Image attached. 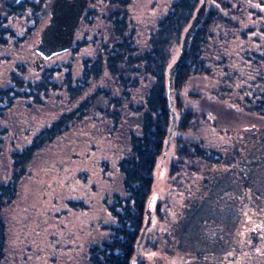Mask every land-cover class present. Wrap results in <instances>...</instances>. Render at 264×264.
Segmentation results:
<instances>
[{
	"label": "trees",
	"instance_id": "obj_1",
	"mask_svg": "<svg viewBox=\"0 0 264 264\" xmlns=\"http://www.w3.org/2000/svg\"><path fill=\"white\" fill-rule=\"evenodd\" d=\"M52 1L0 0V51L25 47L35 53L31 39L37 40ZM136 1L89 0L76 36L84 26L93 27L95 35L89 41L75 39L68 53L77 57L93 50L81 60L78 75L72 63L66 65L61 87L59 70H44L35 79L20 64L19 75L11 74L10 84L0 88V156L10 161L8 172L0 174V264L6 257L7 212L21 183L40 163V154L86 118L93 129L105 131L103 139L119 138L127 145L116 164L123 196L113 193L108 203L114 223L102 228L105 238L87 248L83 264H131L158 177L161 184H172L184 205L157 239L155 252L166 259L179 256L182 264H264L263 251L246 249V236L235 233L243 218L240 205L255 198L264 202V0H207L203 22L173 80L176 124L168 150V69L203 0H168L147 24L131 17ZM59 89L77 102L76 108L17 146L19 135L28 133L13 108H44L42 99ZM232 191L238 199L225 200ZM233 204L234 211L228 208ZM77 205L68 202L70 210L80 211ZM216 221L235 227L215 228ZM258 229L253 243L264 238V228ZM75 241L70 239L69 248L78 245Z\"/></svg>",
	"mask_w": 264,
	"mask_h": 264
},
{
	"label": "rangeland",
	"instance_id": "obj_2",
	"mask_svg": "<svg viewBox=\"0 0 264 264\" xmlns=\"http://www.w3.org/2000/svg\"><path fill=\"white\" fill-rule=\"evenodd\" d=\"M166 1L168 0H137L130 9L131 17L136 22L147 24L153 18L159 17ZM155 4L157 5L155 6ZM100 13H102V9H98V14ZM97 20L100 22L99 19ZM48 21L49 16L41 30L48 24ZM94 35L95 29L93 27L84 26L81 33L75 35V39L81 41L82 38H86L89 41ZM38 39L39 36L37 40L31 39L34 41L33 47L37 45ZM24 48L22 47L20 51L13 48L0 51V88L10 84L8 78L11 74L19 75L20 64L35 79L39 78L44 70L53 73L59 70L55 73L56 83L61 87V77L65 74L66 65L72 63L75 69L74 75H78L81 60L89 56L93 50L92 48L84 50L77 57H73L68 51L53 56L41 66L39 54L36 52L33 54L32 51L29 52L27 48ZM30 60H33L34 63L31 64ZM28 64L31 66L27 67ZM42 100L44 101L43 105L47 104L44 108H36L34 105L31 107L16 105L13 108L14 112H20L23 119L21 127L23 132L28 133L27 137L19 135L20 138L16 141L17 146L21 147L29 143L33 134L50 125L60 114L72 112L77 106V102L72 104L60 89L53 90L49 93V98ZM57 104L58 106H56ZM13 116L7 114L5 118L10 119L12 117L11 121ZM24 116L29 117V119L26 121ZM83 121L65 133L61 141H56L47 147V151L39 156L41 157L40 163L31 170V176L21 183L18 197L9 208L10 211L7 212L6 216L9 230L6 239V257L2 264H83L86 259L87 248L92 243L105 238L102 228H110L114 221L108 210L111 195L119 192L118 195L123 196L120 192L121 178L117 173L116 164L123 151L126 150L127 142L119 138L103 139L105 131L93 129V123L89 118ZM4 124L5 127L8 126L6 122ZM173 134L170 137L168 149L173 147ZM45 161L48 164H45ZM9 165L10 161L7 157L1 155L0 174H3L5 170L8 172ZM258 172L260 173V171ZM225 173L226 171L223 174ZM78 175H83L85 180L83 182L77 181ZM162 180L163 178L158 177L150 200L152 204L148 205L147 210L151 213V227L147 231L144 244L141 247V260H144L146 264H156L160 260L163 263L167 261L182 264V258L179 256L166 259L153 249V246L157 244V239L164 235L165 228H170L175 217L181 214L184 205V198L177 195L171 186L172 184H161ZM156 194H158L157 200L155 199ZM227 199L238 198L232 191L226 194L225 200ZM68 202L78 203L81 210H70ZM247 202L241 204L238 209L243 218L237 223L235 233L241 239L246 236L244 238L248 241L245 245L246 249L250 250L252 247L253 251H263L262 254H264V238H259L256 243L251 241L254 233L255 235L261 233L258 228H264V221L259 219L260 216L264 219V202L262 199L257 200L256 198L250 200L249 204ZM255 206L258 207V211L254 212ZM228 208L234 211L236 206L233 204ZM147 220L148 215H146L145 224ZM214 225L215 228L235 227L232 222L226 226L225 222L216 221ZM63 226L66 228L73 226L76 230L78 229L75 234V236L77 235V241H75L77 246L74 247L73 244V247L69 248L68 242L55 239L54 236L57 235L63 238L60 229ZM252 228L255 229L248 233ZM236 235H234L235 242H240ZM235 257L236 260L240 259L237 253H235ZM231 259L233 260V258Z\"/></svg>",
	"mask_w": 264,
	"mask_h": 264
},
{
	"label": "water",
	"instance_id": "obj_3",
	"mask_svg": "<svg viewBox=\"0 0 264 264\" xmlns=\"http://www.w3.org/2000/svg\"><path fill=\"white\" fill-rule=\"evenodd\" d=\"M89 0H53L49 7L48 24L41 30L38 43L34 50L40 56V63L44 64L53 56L64 54L71 50L74 45L76 31L80 25L83 15L88 8ZM207 0L202 4L195 13L194 18L187 31L184 34L180 53L175 62L168 69V86H169V112L171 115V129L166 144L169 147L170 137L174 131L176 114L173 112L172 89L173 80L177 71L181 68L188 56L190 42L202 24L206 14ZM150 211H147L148 220L143 227L139 240L135 245V256L131 264H137L141 261V247L143 245L147 231L151 227Z\"/></svg>",
	"mask_w": 264,
	"mask_h": 264
},
{
	"label": "flooded vegetation",
	"instance_id": "obj_4",
	"mask_svg": "<svg viewBox=\"0 0 264 264\" xmlns=\"http://www.w3.org/2000/svg\"><path fill=\"white\" fill-rule=\"evenodd\" d=\"M62 231V236L63 238H60V236H54L55 239H57L58 241L62 240L64 242H70V239L73 240H77L75 234L78 231V229L76 230L73 226H71V228H66L63 226V228H60ZM57 237V238H56Z\"/></svg>",
	"mask_w": 264,
	"mask_h": 264
}]
</instances>
